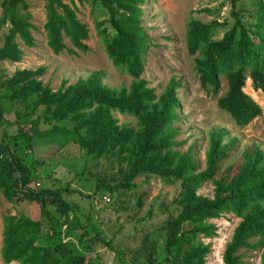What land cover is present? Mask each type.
<instances>
[{
    "label": "trees",
    "instance_id": "obj_1",
    "mask_svg": "<svg viewBox=\"0 0 264 264\" xmlns=\"http://www.w3.org/2000/svg\"><path fill=\"white\" fill-rule=\"evenodd\" d=\"M82 2V0H79ZM88 1V0H87ZM92 7L100 6L107 18L95 23L96 34L102 42L114 67L123 68L133 80L125 88L112 90L102 85L100 74L94 73L74 84L61 81L53 91L40 78L45 68L16 70L9 78L0 76V195L13 205L31 202L40 206L48 216L54 207L61 218L51 220L53 246L41 245L39 220L24 213L2 216L0 258L3 264H89L86 256L68 248L60 239L61 227H71L75 205L63 199L64 195L82 194L76 189H35L33 182L37 166L43 161L34 160L27 165L20 155L19 140L25 149H32L34 140L52 141L55 151L74 144L92 160L114 159L125 165L119 183H101L97 189L109 194L136 189L137 180L157 177L162 182H180L176 201L177 215L167 222L164 250L167 264H205L210 246L203 240L216 234V226L208 220L221 217V209L231 211L240 221L226 245L223 264H243L239 250L260 252L264 264V153L255 145L244 150L237 163L221 170V164L238 150L234 140L223 142L224 133L209 134L205 152V169L198 172L190 151L176 150L182 143L175 141L178 130L177 110L180 107L176 90L179 82L171 79L163 92L156 96L153 89L141 78L144 72V55L147 39L142 26L141 7L144 0H89ZM43 30L47 46L54 55L67 52L87 53L89 30L76 16L71 2L45 0ZM231 0L230 29L220 39H213V25L190 21L187 25L186 45L189 55L199 52L194 59V70L203 89L217 95L221 78L226 80L225 94L217 98V107L229 115L235 126L242 128L261 115V107L244 92L246 81L251 89L264 96V0H255L252 12L236 6ZM247 13V21L242 14ZM32 15L25 0H3L0 28L7 26L0 47V62L19 63L22 51L19 39L27 48L34 47ZM67 39L68 48L64 44ZM16 104L19 110L15 119H5L3 101ZM135 119V127L119 125L111 114ZM6 126H16L17 135L10 137ZM211 183V198L197 194L201 185ZM136 201L143 206L145 190L140 189ZM90 198V196L85 195ZM88 221V220H87ZM83 225L80 238L88 231ZM105 246L109 242L94 235Z\"/></svg>",
    "mask_w": 264,
    "mask_h": 264
},
{
    "label": "rangeland",
    "instance_id": "obj_2",
    "mask_svg": "<svg viewBox=\"0 0 264 264\" xmlns=\"http://www.w3.org/2000/svg\"><path fill=\"white\" fill-rule=\"evenodd\" d=\"M28 11L32 15L31 23L34 47L27 48L16 39L23 55L19 63L9 61L0 62V76L9 78L16 70H35L44 67L45 74L40 78L44 85L53 91L57 90L61 81L74 84L79 79H86L94 73L100 74L102 85L116 90L127 88L132 78L123 68L114 67L107 56L102 42L96 34L95 23L107 18V13L100 6L92 7L90 1L63 0L73 2L77 18L87 26L89 37L86 44L87 53L77 52L76 55L63 52L54 55L47 46L46 35L43 30L45 23V0H25ZM255 0H239L236 6L252 12ZM0 0V13L1 3ZM231 0H144L142 10V26L147 39L144 55V72L141 76L147 82V87L153 89L159 96L171 79L179 82L176 90L180 107L177 110L178 121L175 124L178 134L175 141L182 144L176 148L179 152L190 151L198 172L205 169V152L208 147L209 134L215 131L224 133L223 142L234 140L238 150L229 160L221 164V170L237 163L241 153L255 145L264 153V96L254 92L250 80L246 81L244 92L247 93L261 107V115L245 127L235 126L229 115L221 111L217 105V98L223 96L227 90L226 80L221 78V90L213 95L210 90L203 89L197 73L194 70V59L200 56L197 52L189 55L186 45L187 25L190 21L213 25V39H220L225 31L230 29L233 18L230 16ZM248 14H242L245 22ZM7 26L0 28V47ZM64 44L70 48L69 41ZM5 119L13 121L18 105L3 101ZM118 124L135 127L133 117L111 111ZM3 129L0 127V141ZM4 131L8 136L17 135L16 126H6ZM20 155L27 165L34 160L43 161L36 168L33 186L35 189L50 188L76 189L82 194L64 195L63 199L75 205V217L71 227H61L60 239L68 248L86 256L89 264H167L164 250L167 222L178 212L177 199L180 192V182H162L157 177L137 180V187L132 191L109 194L105 190L97 189V185L106 183L114 185L122 179L125 165L119 164L112 158L92 160L74 144L55 151L50 140H34L32 149H25L24 142L19 140ZM140 189L145 190L143 206L138 208L136 201ZM213 186L211 183L201 185L197 194L211 198ZM85 195L90 196V198ZM107 195L109 201L104 203L101 196ZM49 215H43L40 206L31 202L18 204L8 203L0 195V248L2 240V216L6 213H24L28 217L39 220L41 236L38 243L53 246L55 240L45 239L51 235V220L63 218L54 207L48 208ZM221 217L208 220L217 228L211 239L203 240L210 246V252L205 257V264H223L222 257L226 245L230 242L239 219L226 208L221 209ZM88 220V221H87ZM88 234L80 238L83 225ZM109 242L112 249L94 238ZM243 264H260V252L239 250ZM0 264H3L0 258ZM17 264V263H11Z\"/></svg>",
    "mask_w": 264,
    "mask_h": 264
},
{
    "label": "built area",
    "instance_id": "obj_3",
    "mask_svg": "<svg viewBox=\"0 0 264 264\" xmlns=\"http://www.w3.org/2000/svg\"><path fill=\"white\" fill-rule=\"evenodd\" d=\"M101 201L104 202V203L108 202L109 199H108L107 195L101 196Z\"/></svg>",
    "mask_w": 264,
    "mask_h": 264
}]
</instances>
